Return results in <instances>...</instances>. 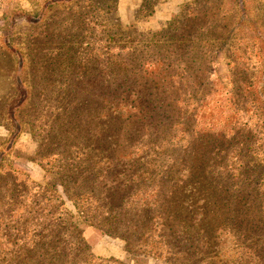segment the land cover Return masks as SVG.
Returning <instances> with one entry per match:
<instances>
[{"label":"rangeland","instance_id":"rangeland-1","mask_svg":"<svg viewBox=\"0 0 264 264\" xmlns=\"http://www.w3.org/2000/svg\"><path fill=\"white\" fill-rule=\"evenodd\" d=\"M4 107L0 264H264V0H0Z\"/></svg>","mask_w":264,"mask_h":264},{"label":"trees","instance_id":"trees-1","mask_svg":"<svg viewBox=\"0 0 264 264\" xmlns=\"http://www.w3.org/2000/svg\"><path fill=\"white\" fill-rule=\"evenodd\" d=\"M23 101V100H22ZM21 101V102H22ZM18 104L16 103L15 106H17ZM6 107H4L2 110H0V113H2L4 110L6 111ZM15 109V108H14ZM8 115H10L11 117H13V114L11 113V109L8 111ZM68 167H70V169L72 170L73 168L70 166V164L67 165ZM67 229H69L71 232H75V234H79V231L77 230V228L71 224H69V226L66 227ZM82 240V238H81Z\"/></svg>","mask_w":264,"mask_h":264}]
</instances>
